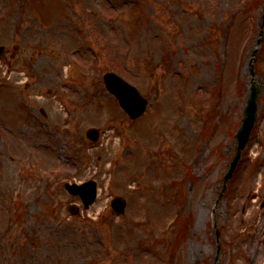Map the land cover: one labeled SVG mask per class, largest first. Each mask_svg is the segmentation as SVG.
I'll return each instance as SVG.
<instances>
[{"label": "rangeland", "instance_id": "rangeland-1", "mask_svg": "<svg viewBox=\"0 0 264 264\" xmlns=\"http://www.w3.org/2000/svg\"><path fill=\"white\" fill-rule=\"evenodd\" d=\"M261 31L264 0H0V264H264ZM108 69L158 97L144 117L107 91ZM253 81L259 119L224 189L237 148L226 131L242 124ZM7 90L16 123L1 116ZM91 177L99 196L84 209L63 183ZM59 220L74 235L60 228L51 252Z\"/></svg>", "mask_w": 264, "mask_h": 264}, {"label": "water", "instance_id": "water-1", "mask_svg": "<svg viewBox=\"0 0 264 264\" xmlns=\"http://www.w3.org/2000/svg\"><path fill=\"white\" fill-rule=\"evenodd\" d=\"M113 74L110 75H106L108 77L109 82L108 83L109 86L115 90L119 96L120 99L122 100L123 104L126 106V108L129 109V111H131L133 116H137L141 113H143L145 111V106H146V100H144L138 93V91L132 87L131 85L125 83L124 81L122 82L120 78L116 77V76H112ZM112 76L110 79L109 77ZM258 92L259 89L257 88V86H253L252 88V94L251 97L249 99V105L247 107V116L245 118V123L240 131V135L243 137L244 135H246V139L242 140V144L239 147V151L236 157V161L234 163V166L241 154V149L244 146L251 128L253 127V124L255 122L256 119V110H257V96H258ZM92 135V134H91ZM87 184V183H86ZM86 184H83L84 187L86 186ZM79 186H76L75 189H78ZM86 192H88L89 190L91 191V189H85ZM116 203H119V206H125V200H117ZM122 209V208H119Z\"/></svg>", "mask_w": 264, "mask_h": 264}]
</instances>
